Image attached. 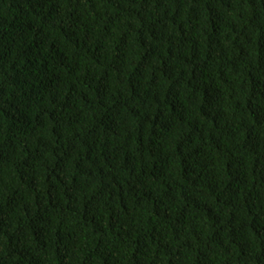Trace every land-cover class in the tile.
I'll return each mask as SVG.
<instances>
[{"label":"trees","instance_id":"obj_1","mask_svg":"<svg viewBox=\"0 0 264 264\" xmlns=\"http://www.w3.org/2000/svg\"><path fill=\"white\" fill-rule=\"evenodd\" d=\"M0 264H264V0H0Z\"/></svg>","mask_w":264,"mask_h":264}]
</instances>
